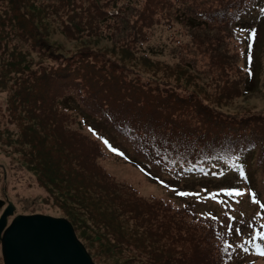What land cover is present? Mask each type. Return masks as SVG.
<instances>
[{
	"label": "trees",
	"instance_id": "16d2710c",
	"mask_svg": "<svg viewBox=\"0 0 264 264\" xmlns=\"http://www.w3.org/2000/svg\"><path fill=\"white\" fill-rule=\"evenodd\" d=\"M79 1L82 3V0ZM132 1L83 0L82 5L78 0H57L47 4H43L42 0H10L13 13L7 20L3 12L4 16H0L1 29L11 40L12 37H19L37 45L40 42L37 29L27 24L25 19L34 25L36 21L33 17H43L51 25L61 20L57 17L61 13L64 15V31L72 35L74 29L78 38L85 27L83 14L87 13L91 14L87 21L88 34L90 38H97L98 31L103 33V29L110 26L111 19L118 15H109V9L117 8L121 11L120 15L128 13L127 23H131L130 16L133 18L130 26V31H133L129 32L130 38L123 41L121 47L135 54L141 51L135 49L134 43L147 40L149 28L162 20L170 24L173 19L188 26L190 43L186 44L187 51L191 55H207L209 71L195 66L197 57L187 60L184 56L172 69L177 80L183 82L184 85H181L163 81L155 75H144L145 79H141V72L125 67L127 65L99 70L95 67V60L89 59L85 63L79 61L73 69L72 65L62 60H57V64L44 65L30 58L31 49H23L20 44L8 47L0 43V49L7 50L0 87H6L8 81L15 84L10 95L13 110L28 121L22 124L18 137L9 130L7 132L15 138L18 150L29 151L31 158L28 160L25 156L28 167L35 174L40 172L45 184L59 189L62 199L74 204L77 213L87 212L91 228L98 231L103 226L114 231V237L115 232L122 234V227L132 221L135 228L131 232L139 245L136 246L137 251L148 250L156 264H228L236 248L228 238L234 230L231 227L234 218L229 216L230 220L221 224L216 214H201L198 210L200 204L184 202L175 206L163 198L142 196L132 185L117 181L109 174L89 152V147L78 154L96 168L98 176L108 186L101 184L98 187L109 208L99 199L88 204L85 195L91 199L95 186L80 178L88 169L70 144L77 140L76 136L70 130L65 132L62 125L54 133V139L49 140L59 121L58 115H65L61 109V98L70 91L82 90L83 97L97 107L100 115L116 125L118 130L128 132L136 142L142 140L148 145L141 144L139 151L154 153L152 161L140 162L128 153L129 148H124L137 164H150L151 168L161 166L165 170L170 169L176 177L178 173L189 175L204 165L221 164L239 169L247 147L248 150L249 147H258L262 156L260 159L264 160V114L240 116L220 110L222 105L228 106L238 97L247 95L248 79L252 76L251 68L255 60L253 54L248 53L245 63L250 68L239 64L242 54L233 52L230 42L233 38L240 42L242 37L244 44L245 38L238 35L246 29L241 26L244 14L254 10L258 1L262 0H146L135 13H130ZM78 4H81L82 14H75ZM239 26L241 29H237ZM253 31L250 30L247 37L250 41L256 40L255 31V38H252ZM252 47L250 44L244 51ZM139 58L153 62L147 53H141ZM151 64L158 66L156 61ZM128 71L135 76L129 77ZM199 78L208 82L204 80L205 84H202ZM87 135L93 151L99 152L102 143L96 137ZM74 152L75 157L81 159L75 162V168L70 164V161L73 163L70 155ZM60 164H63V169ZM122 191L128 194L123 207L125 214L118 211L120 207L116 203L120 199L118 193ZM121 215H126L123 221L120 220ZM70 216L79 239L89 240L83 237L84 233L80 234V226L76 223L83 222L72 213ZM229 228L232 230L229 231ZM96 235L102 239L100 233Z\"/></svg>",
	"mask_w": 264,
	"mask_h": 264
},
{
	"label": "rangeland",
	"instance_id": "374dc122",
	"mask_svg": "<svg viewBox=\"0 0 264 264\" xmlns=\"http://www.w3.org/2000/svg\"><path fill=\"white\" fill-rule=\"evenodd\" d=\"M42 1H44L43 4H47L46 2L57 0ZM78 2L81 3L79 0ZM145 2L146 0H133L130 3L132 10L129 12L135 13ZM81 4L83 5V0ZM81 4L76 7L75 14H82ZM11 5L10 0H0V16H4L3 12L5 11V18L9 20L8 17L13 13ZM109 10V15H118L111 19V24L108 25L109 28L106 26L103 33L98 31L97 38H90L88 34L87 21L90 19L91 14H83L82 22L84 21L85 27L77 38L74 29H72V35L64 31V28H62L64 15L60 13L57 17L61 20L51 25L43 17H33L36 21V23L33 22L34 25L25 19L27 24L37 29V35L40 38L37 45L24 38L12 37L13 40H11V37H5V32L1 29V23L0 43L3 46L6 44L8 47L20 44L23 49H31L30 58L35 62L40 61L44 65L47 63L57 64V60H62L63 63L66 61L72 65L73 69L78 66L79 61L85 63L86 59H89L90 61L95 60V67L99 70L101 68L112 69L111 66L116 65L118 68L121 65H127L125 67H131L133 70L141 72V79H145L144 75L151 77L155 75L163 81H172V83L181 85H184L183 82L177 80L172 69L177 62L182 60V57H187V60H190L193 56L197 57L195 66L209 71L210 64L207 55H191L187 51L186 44L190 43V35L189 28L185 24L173 19L170 24L164 23L163 20L160 23H155L147 30L149 33L147 40L134 43L135 49L139 48L141 52L131 54L130 51L123 49L121 46L123 41L130 38V33L133 31H130L133 18L130 16L131 23H127L128 13L124 12L120 15L121 11L119 12L117 8ZM7 12L10 14L7 15ZM74 17L81 19L76 15ZM29 19L32 21V18L29 17ZM242 21L241 26L246 29L241 30L238 35L240 37L243 35L245 38L244 44L242 37L240 42L233 38L230 47L233 52L242 54L239 58V64L244 67L250 68L249 64L245 63L246 55L248 53L253 54L255 61L251 68L252 76L248 79L247 95L238 97L233 103L230 102L228 106L222 105L220 110L240 116L264 114V0L258 1V5L254 10L245 13ZM241 26L237 29H241ZM7 27L10 26L7 25ZM29 30H32V28ZM250 30L256 32L255 41L247 39ZM250 44L253 46L252 49L247 48L244 51V48ZM144 52L151 57L153 62H158V66L151 64L152 61L148 62L143 58L140 59L141 53L145 54ZM6 55L7 50L0 49V77L4 72L5 62L7 61ZM128 73L130 74L129 77L135 76L132 75L131 71H128ZM204 80L198 79L202 84ZM12 86H15V84L8 81L6 87H0V199L5 200L6 204L11 201L15 205L14 215L9 216V223L18 214L43 213L65 217L70 220L72 213L77 217V220L83 222L81 224L76 221L77 226H80V234L84 233L83 237L86 236L89 240L83 239L81 241L87 250L94 255L93 260L96 264H156L148 250L137 251L138 247L136 246L139 245H137L138 241L131 232L135 228L132 221L126 223L121 229L125 236L123 233L118 234L115 232V236L112 237L114 231L103 226L98 231L91 228L90 218L87 217L85 210L82 213L79 211L77 213L74 204L62 199L59 189L53 185L45 184L41 179L42 174L40 172L35 174L28 167L25 156L28 160L31 158L29 151L22 152L18 150L19 147L15 142V138L7 132L9 130L15 137H18L23 127L22 124L28 123L27 120H23L21 114L13 110L10 99ZM81 91H70L61 98V109L65 111V115H58L59 121L51 138H49L50 141L54 139V133L61 129L63 125L65 132L70 130L77 138L75 142L72 140L70 142L77 154L82 152L83 149L87 151V147H89V152L95 155L96 160L109 174L117 181L132 185L142 196L163 198L175 206L182 205L184 202L200 204L198 210L201 214H217L220 217H218V222L221 224L228 222L230 217H235L233 219L234 225L231 226L234 230L230 233L231 237L228 238L235 243L236 248L228 264H264V256L257 254V247L264 246V236L260 235L261 232H264V227H262L264 226V215H261L264 213V208L253 202L251 197V193L255 192L257 194L256 199L261 203L262 200L264 201V160L260 159L262 156H260L261 151L258 147L253 149L249 147V150L247 147L243 151L245 159L243 158L244 161H241L239 169L227 168L221 164L204 165L201 169L189 175L181 176L178 173L175 177L169 171L170 169L165 170L161 166L155 168L152 166L153 174L150 164L148 165L150 169L139 166L135 161L130 160L123 150V148H129L128 153L140 162L152 161V154L154 153L149 154L138 149L141 144L147 147L148 145L142 140L136 142L132 135L127 134L128 132L118 130L116 125L98 113L97 107L89 103L83 97ZM204 96L202 93V97ZM43 124L47 126L46 122H43ZM90 131L96 135H93ZM87 134L96 137L101 143L107 141L110 150L102 143L101 152H94ZM76 153L70 155L73 160V163L70 161V164L73 167L78 159H82V155L79 154L80 158L75 157ZM51 155L53 156L52 153ZM82 161L88 171L86 174L80 175V178L85 183L95 186V192L91 199H89V195H85L88 204H91L90 201L94 199L95 201L99 199L109 208V205L103 201V199H106L103 198L102 191L98 187L101 184L108 186L103 183L93 165L91 166L84 159ZM60 166L63 169V164H60ZM156 174L159 176H156ZM104 189L110 191L108 188ZM233 189L239 190L243 195H237L235 192L231 196L228 195V192ZM179 193H188L189 195H180ZM117 197H120L116 202L120 207L118 211L124 213L123 207L126 204L128 194L122 191L118 193ZM3 210L4 207H0V216ZM88 213L90 214L89 211ZM124 216L126 215H121L120 220L123 221ZM96 233H100L102 239ZM126 245H128V248ZM0 264H4L1 250Z\"/></svg>",
	"mask_w": 264,
	"mask_h": 264
},
{
	"label": "water",
	"instance_id": "95a60500",
	"mask_svg": "<svg viewBox=\"0 0 264 264\" xmlns=\"http://www.w3.org/2000/svg\"><path fill=\"white\" fill-rule=\"evenodd\" d=\"M0 199V250L4 264H96L70 220L43 213L13 216ZM9 224V225H8Z\"/></svg>",
	"mask_w": 264,
	"mask_h": 264
},
{
	"label": "snow or ice",
	"instance_id": "6c2138e0",
	"mask_svg": "<svg viewBox=\"0 0 264 264\" xmlns=\"http://www.w3.org/2000/svg\"><path fill=\"white\" fill-rule=\"evenodd\" d=\"M252 38L254 39L255 38V32L253 31L252 32ZM105 143H107V141H105ZM235 192V194H237V195H243V193H241L239 190H237V189H233V190H231V191H229L228 192V195H233V193ZM180 195H189L188 193H179ZM256 193L255 192H253V193H251V197H252V199H253V202H255V203H258V204H260V207L261 208H264V203H261L260 201H258L257 199H256ZM261 215H264V213H262ZM262 227H264V226H262ZM232 229L231 228H229V231H231ZM237 231H239V229H237ZM260 235H262V236H264V232H261L260 233ZM257 254L258 255H261V256H264V246H258L257 247Z\"/></svg>",
	"mask_w": 264,
	"mask_h": 264
}]
</instances>
